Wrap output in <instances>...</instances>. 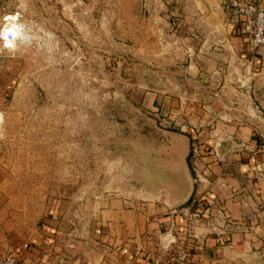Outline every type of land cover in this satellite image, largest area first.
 Masks as SVG:
<instances>
[{
  "label": "crops",
  "instance_id": "obj_1",
  "mask_svg": "<svg viewBox=\"0 0 264 264\" xmlns=\"http://www.w3.org/2000/svg\"><path fill=\"white\" fill-rule=\"evenodd\" d=\"M178 1L179 51L151 62L165 74L160 85L140 86L143 106H162L160 115L179 126L178 132L152 128L159 156L142 153L148 184L155 182L149 173L159 172L171 206L156 191L127 192L118 174H100L106 194L67 193L44 206L0 175V259L12 254L19 264H156L165 234L187 243L191 264L264 262V49L253 50L242 23L225 11L223 4L234 0ZM256 1L264 9V0ZM9 89L0 64V105ZM187 141L198 146L200 158L191 155L184 164ZM188 171L194 190L178 206L191 193ZM206 207L214 224L201 223ZM191 219L198 221L188 230Z\"/></svg>",
  "mask_w": 264,
  "mask_h": 264
},
{
  "label": "rangeland",
  "instance_id": "obj_2",
  "mask_svg": "<svg viewBox=\"0 0 264 264\" xmlns=\"http://www.w3.org/2000/svg\"><path fill=\"white\" fill-rule=\"evenodd\" d=\"M176 1L0 0V37L12 25H23L27 37L17 38L14 49L0 39V64L11 83L0 105L3 179L22 184L45 206L67 193L106 194L100 174H118L127 192L156 191L171 206L159 172L149 173L155 182L148 184L142 153L159 156L152 128L178 132L179 126L162 116V106H143L140 86L160 85L165 74L151 62L179 51L183 14ZM240 3L223 4L231 19ZM195 147L192 160L200 158ZM202 212L201 223L214 222L209 207ZM169 238L164 234L155 258L166 264L187 248Z\"/></svg>",
  "mask_w": 264,
  "mask_h": 264
},
{
  "label": "built area",
  "instance_id": "obj_3",
  "mask_svg": "<svg viewBox=\"0 0 264 264\" xmlns=\"http://www.w3.org/2000/svg\"><path fill=\"white\" fill-rule=\"evenodd\" d=\"M231 15L235 22L242 23L244 34L248 37L252 49L257 51L264 49V9L258 6L257 1L245 0L240 3L238 9L233 10ZM0 39L5 45L4 31ZM9 39H11V35H9ZM193 151L196 154L195 146ZM175 253L174 258L172 256V264H191V255L185 249H180ZM0 264H19V259L15 255L8 254L0 259ZM156 264H166V262L157 260Z\"/></svg>",
  "mask_w": 264,
  "mask_h": 264
},
{
  "label": "clouds",
  "instance_id": "obj_4",
  "mask_svg": "<svg viewBox=\"0 0 264 264\" xmlns=\"http://www.w3.org/2000/svg\"><path fill=\"white\" fill-rule=\"evenodd\" d=\"M23 25H12L11 27L5 26L4 28V41L5 46L8 48H15V41L17 38L26 39V35L22 34ZM11 35V39H9Z\"/></svg>",
  "mask_w": 264,
  "mask_h": 264
},
{
  "label": "water",
  "instance_id": "obj_5",
  "mask_svg": "<svg viewBox=\"0 0 264 264\" xmlns=\"http://www.w3.org/2000/svg\"><path fill=\"white\" fill-rule=\"evenodd\" d=\"M190 149H191L190 143L187 141V144H186V147H185V151H184V155H183L184 164H186V159H188V157L190 155ZM187 174H188L189 182H190V185H191V193L187 197V199H185L184 201L178 202L177 203L178 206H182V205L188 203L189 200H190V197L192 196L193 190H194L195 184H194L193 179H192V177L190 175V172L188 171Z\"/></svg>",
  "mask_w": 264,
  "mask_h": 264
},
{
  "label": "trees",
  "instance_id": "obj_6",
  "mask_svg": "<svg viewBox=\"0 0 264 264\" xmlns=\"http://www.w3.org/2000/svg\"><path fill=\"white\" fill-rule=\"evenodd\" d=\"M189 165H190V163H189ZM190 166H191V165H190ZM192 202H193V203H192ZM191 203L193 204V207H192L193 209H195V208L198 206V205H197L198 203H197L196 201H195V202H194V201H191L190 204H191Z\"/></svg>",
  "mask_w": 264,
  "mask_h": 264
}]
</instances>
